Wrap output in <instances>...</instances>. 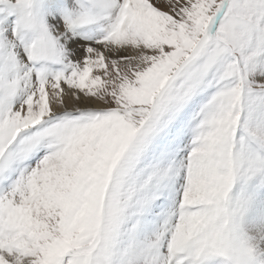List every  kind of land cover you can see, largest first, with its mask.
<instances>
[{
  "label": "snow or ice",
  "instance_id": "obj_1",
  "mask_svg": "<svg viewBox=\"0 0 264 264\" xmlns=\"http://www.w3.org/2000/svg\"><path fill=\"white\" fill-rule=\"evenodd\" d=\"M0 264H264V0H0Z\"/></svg>",
  "mask_w": 264,
  "mask_h": 264
}]
</instances>
